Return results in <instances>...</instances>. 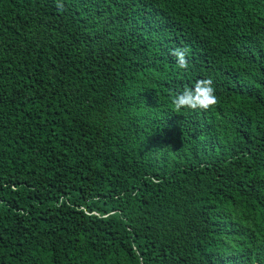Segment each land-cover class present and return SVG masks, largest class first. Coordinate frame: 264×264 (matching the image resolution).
I'll return each instance as SVG.
<instances>
[{
  "label": "trees",
  "instance_id": "16d2710c",
  "mask_svg": "<svg viewBox=\"0 0 264 264\" xmlns=\"http://www.w3.org/2000/svg\"><path fill=\"white\" fill-rule=\"evenodd\" d=\"M0 264H264V0H0Z\"/></svg>",
  "mask_w": 264,
  "mask_h": 264
},
{
  "label": "clouds",
  "instance_id": "9594fccd",
  "mask_svg": "<svg viewBox=\"0 0 264 264\" xmlns=\"http://www.w3.org/2000/svg\"><path fill=\"white\" fill-rule=\"evenodd\" d=\"M189 52L190 49L187 46L172 49L170 54L174 57L178 69L186 70L188 68L187 57ZM217 103L218 97L215 94L214 83L211 78L197 80L193 87H185L180 93L174 94L170 100L173 112H181L182 110L208 111Z\"/></svg>",
  "mask_w": 264,
  "mask_h": 264
}]
</instances>
